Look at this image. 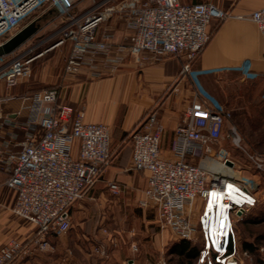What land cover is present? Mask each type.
<instances>
[{"label":"built area","instance_id":"2783aa9c","mask_svg":"<svg viewBox=\"0 0 264 264\" xmlns=\"http://www.w3.org/2000/svg\"><path fill=\"white\" fill-rule=\"evenodd\" d=\"M62 0H0V45L19 31L26 18L41 7L61 4ZM63 8L62 26L51 37L60 36L52 45L40 49L42 40L23 50L0 57V82L7 99L9 92L31 75L36 60L53 48L68 43L64 75L73 77L87 72L101 77L114 72L123 55L147 54L152 61L164 57H182L181 72L191 83V100L173 131V160L160 156L162 125L155 110L142 118L140 128L130 136L131 162L128 169L146 172L141 209H155L158 223L177 239L192 241L197 226L194 219L196 200H207L211 193L223 195L222 207L245 214L251 204H238L224 197L229 183L248 192L257 189L253 177H240V168L229 151L214 146L224 139L240 151L257 173H264V153L250 152L244 145L231 113L205 91L192 69L208 43L210 25L222 22L231 14L210 3L181 4L178 0H100L81 15ZM125 18L132 31L131 43L114 46L107 37L98 38L101 24ZM245 18L253 22L264 39V7ZM65 21V22H64ZM252 75V74H251ZM23 119H12L0 112V170L6 173L4 185L12 191L11 213L34 228L25 240L10 238L0 245V264H21L33 252L52 253L51 238L64 236L71 228L69 207L84 197L99 181L110 159V133L107 125L87 123L82 113L58 102L55 89H44L21 98ZM0 97V104L2 103ZM16 115H20L18 112ZM77 143L78 155L72 156ZM188 156L197 163L185 160ZM108 189L117 195L119 187ZM240 217V216H238ZM112 245H115L111 241ZM134 253L137 247L131 246ZM95 252L107 259V247L98 245ZM124 264H136L130 258ZM145 264H157L147 262ZM228 264V262H226Z\"/></svg>","mask_w":264,"mask_h":264},{"label":"crops","instance_id":"0c3cea01","mask_svg":"<svg viewBox=\"0 0 264 264\" xmlns=\"http://www.w3.org/2000/svg\"><path fill=\"white\" fill-rule=\"evenodd\" d=\"M178 2L210 3L181 0ZM218 2L222 10L228 11L231 16L222 22L211 23L210 28L217 26L216 30L192 64L196 79L205 91L211 88L213 92L222 93L223 104L229 97L236 98L243 86L254 88L253 94L259 99L264 82V39L256 25L245 17L252 11L264 7V0H218ZM74 7L73 4L72 9ZM72 13L81 15L84 12ZM57 23H62L61 16H55L41 26L39 31ZM102 36L107 37L114 46L126 48L131 43L132 31L127 28L126 19L120 18L101 24L97 37L100 39ZM56 40L57 37L54 42ZM68 50L69 44H62L35 62H44L46 59L49 61L51 57L56 58V62L61 53L65 51V56ZM147 58H149L147 54L137 57L123 55L121 64L114 72L96 78L85 71L73 77H66L63 62L50 80L53 84L50 87L57 90L58 102L71 107L73 117L82 113L84 122L108 126L112 158L101 172L99 181L74 207L71 229L68 231L69 248L60 244L57 239H52L50 242L55 252L35 251L25 256L21 264H42L46 257L55 260L56 264H61L64 259L56 255L60 252V247L66 248L64 251L68 250L67 264H94L89 261L86 249L101 243L98 242L99 236L106 244L112 245L113 241L117 245L118 238L110 231L113 224L117 225L115 232L122 233L121 239L126 238V241L118 244L120 252L112 254L109 259L111 264H124L130 258L134 259L136 264L152 262L155 254L152 249L156 239L154 225L157 221V212L152 208L141 209L137 206V202L144 198L147 174L144 171L128 169L131 162V144L126 136L140 128L141 120L149 110H155L162 125L160 156L173 160L171 152L173 131L191 100L193 89L190 80L181 72L184 63L182 57H164L159 61ZM244 75L251 77L250 80L243 79ZM28 80L29 78L21 81L9 91L13 95L11 99L5 96L4 85L0 82V97L3 100L0 104L1 113L9 115L12 119L24 118L26 111L21 109L23 105L21 98L45 89L32 90L35 82L28 83ZM18 112L20 115H16ZM219 146L227 149L231 145L221 139L214 149ZM77 155L78 147L77 143H74L72 156ZM185 160L191 163L198 161L188 156ZM235 161L239 168L237 160ZM239 176L254 177L245 169L240 170ZM5 180L6 173L0 170V223L6 224L7 227L5 234H0V245L10 238L25 240L34 233L33 226L11 213L14 195L4 185ZM110 183L118 185L117 195L110 193L108 189ZM229 186H232L231 189ZM224 197L238 204L254 202V195L241 189L235 182L227 185ZM222 199L223 195L211 193L207 200L198 199L195 202L194 219L197 230L202 233L207 243L220 241L225 235H229L232 213L223 209ZM92 223L97 227L91 230ZM150 243L153 244L151 251ZM133 245L137 247L136 253L130 247Z\"/></svg>","mask_w":264,"mask_h":264},{"label":"rangeland","instance_id":"374dc122","mask_svg":"<svg viewBox=\"0 0 264 264\" xmlns=\"http://www.w3.org/2000/svg\"><path fill=\"white\" fill-rule=\"evenodd\" d=\"M98 1L99 0H75L73 3L75 7L71 9L70 12H76V13L86 12L93 4H95ZM181 1L210 2L214 4L215 6L219 7V9L220 8L222 9V7L219 6L218 4L219 3L218 0H181ZM47 10H48L47 8H42L36 12H33L27 18V20L24 21L21 26H19L20 27L19 30L25 25H27L28 23H30L31 21H33L34 18H36L37 16H40L43 12H47ZM39 24L40 26H43L44 24H46V22L43 21L42 23H39ZM62 24L63 23L61 24L57 23L56 25H52L45 30L39 31L31 39H29L26 43H24L19 48V50L21 51L23 49L31 47L34 44L42 40L44 41L46 40V42L43 43V45H41L40 48L45 49L46 47H48L50 44L54 42L55 37H57V39L60 38L59 36L60 34H59L49 39L50 35L54 34L55 31L58 30L62 26ZM211 28H215V26ZM64 54H65V51L61 53V57L57 59L58 61L56 62H55L56 58L53 59L51 57L53 60L49 58V61H47L46 59L44 60V62L37 61L33 64L31 75L28 80V83L35 82L32 87V90L34 89L38 90L41 88L46 89L53 85L50 80H52L55 73L58 72L60 66L63 64L64 58L66 56V55L64 56ZM250 78L251 77L244 75L243 79L250 80ZM207 92L210 93L219 102L221 103L223 102L222 93H217V91L213 92L211 88ZM261 97H264V92L261 95ZM243 145L250 152H258V151L249 150V148L245 146L244 143ZM227 150L229 151L231 156L235 158V160H237L239 168L245 169L247 170V172L249 171L254 176L253 178L257 181V184H258L257 189L252 192V194L254 195V202L251 203L250 209L245 214L240 215V217H238L239 215H237V213L232 214V222H230V225H229L230 227L229 235H225L223 239L220 241H213V242L207 243L203 235H201L202 233H200L199 230H197L195 239L189 242L197 246H200V244H205V247L201 253L200 258L196 260L195 262L194 261L189 262L186 259L178 258L174 254H171L169 252L171 243L177 241L178 239L169 230L161 228V226L158 223V219H157L154 225L155 232H156L154 248H153V244L151 245L150 243V251H151V248H153L152 250L155 252L154 257H152L153 258L152 262H156L157 264H226V262H228L229 260H232L233 263L235 264H264V216H262L263 220L258 221L257 223L249 224L245 222V219L249 218V215L251 213L258 214L260 211L264 212V173L255 172L254 169L250 166V164H248V162L244 159L240 151H238L237 149L230 146V148H227ZM80 200H77L76 202H74L71 207V211H70L71 219L73 216L74 207ZM253 204L255 207L253 206ZM113 225L114 226L113 228H111L110 231L113 233V236L115 235V237L118 238L117 245L106 244L105 241H101L100 236L98 237L100 240L98 242H101V243L97 242L98 243L97 246L103 244L105 248L107 247L109 258L107 259L102 258L100 254L96 253L95 252L96 246L92 248L87 247L86 252H88L90 262L92 261V263L94 264H111V261H109V259L112 256V254L113 253L115 254L116 252L118 253L120 252L118 244H120L123 241H126V238L122 240L121 239L123 238L122 233H119V231L115 232L117 230V225L116 226L115 224ZM196 226H197V223H196ZM95 227L97 226L96 225L93 226V223H92V227L90 229L92 230ZM6 228H7L6 224L0 223V234L4 235L6 232ZM68 235L69 234L67 232L64 236L60 238H55L58 240L59 243L61 242L60 244H62L63 246H66L67 249L69 248L67 247L68 242H69ZM229 236H231L232 238L234 250L230 255H227V257H225L224 248L227 242V238ZM244 240L254 245V248H255L254 252H246L241 249V244ZM105 244L107 246H105ZM63 248L64 247H60V251H64L66 249V248L65 249ZM53 252H55V249ZM67 252L68 250H66V253ZM63 261L64 260H62V262ZM41 263L42 264H51V263L56 264L55 260H51L50 258H47V257Z\"/></svg>","mask_w":264,"mask_h":264},{"label":"trees","instance_id":"16d2710c","mask_svg":"<svg viewBox=\"0 0 264 264\" xmlns=\"http://www.w3.org/2000/svg\"><path fill=\"white\" fill-rule=\"evenodd\" d=\"M47 8V12H43L40 16H37L34 19L40 18L39 23L49 22L56 15L50 13L51 7H41ZM36 10V11H38ZM35 11V12H36ZM27 18L24 20L26 21ZM215 28H210L209 37L211 38L214 34ZM42 50L41 48L38 51ZM51 89V87L47 88ZM241 93L236 95V98L229 97L225 104L221 103L223 107L230 111L231 117L230 121L234 124L241 135L243 143L245 146L252 151H258L260 153H264V97L261 95L264 92V82L262 84L259 99L253 94L254 88L251 87H242ZM249 94V96H248ZM131 132L126 136L128 141H130ZM112 158V152L110 148V159ZM108 162V163H109ZM254 206V204H253ZM252 206V207H253ZM71 207H69V213L71 216ZM255 207V206H254ZM262 216H264V212L260 211L258 214L251 213L249 218L245 219L247 223H257L258 221H262ZM71 229V228H70ZM55 239L51 238L50 240ZM205 244H200V246L194 245L186 240H177L170 245L169 252L174 254L178 258L186 259L189 262L196 261L200 258L202 251L204 250ZM241 249L246 252H254L255 248L252 243L247 241H243L241 244ZM234 250V245L231 236L227 238V242L224 248V256L230 255ZM57 257L64 259L65 264H67V253L66 251H60L56 254ZM63 263V262H62Z\"/></svg>","mask_w":264,"mask_h":264},{"label":"water","instance_id":"95a60500","mask_svg":"<svg viewBox=\"0 0 264 264\" xmlns=\"http://www.w3.org/2000/svg\"><path fill=\"white\" fill-rule=\"evenodd\" d=\"M75 0H62L61 4H54L49 10L50 13L59 15L63 8L70 7ZM40 18L34 19L24 27H22L18 32L8 38L0 45V57L7 56L17 49H19L24 43L31 39L41 28L39 24ZM237 215H242V210H238ZM228 264L229 261H228ZM235 264V263H233Z\"/></svg>","mask_w":264,"mask_h":264},{"label":"bare ground","instance_id":"6f19581e","mask_svg":"<svg viewBox=\"0 0 264 264\" xmlns=\"http://www.w3.org/2000/svg\"><path fill=\"white\" fill-rule=\"evenodd\" d=\"M229 263H230V264H233V261H232V260H229Z\"/></svg>","mask_w":264,"mask_h":264},{"label":"snow or ice","instance_id":"6c2138e0","mask_svg":"<svg viewBox=\"0 0 264 264\" xmlns=\"http://www.w3.org/2000/svg\"><path fill=\"white\" fill-rule=\"evenodd\" d=\"M232 186H229V188L231 189ZM215 195V194H214Z\"/></svg>","mask_w":264,"mask_h":264}]
</instances>
